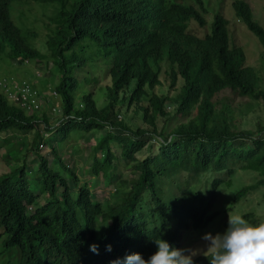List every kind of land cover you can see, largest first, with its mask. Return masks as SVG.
Returning a JSON list of instances; mask_svg holds the SVG:
<instances>
[{
    "label": "trees",
    "instance_id": "16d2710c",
    "mask_svg": "<svg viewBox=\"0 0 264 264\" xmlns=\"http://www.w3.org/2000/svg\"><path fill=\"white\" fill-rule=\"evenodd\" d=\"M12 1L31 2L33 17H19L21 9L12 19ZM228 1L264 50V28L244 0H212L211 9L207 0H0V66H7L0 83L34 94L21 106L0 88V137L9 136L0 146L13 147L7 158L15 163L0 174L3 264H109L132 252L147 258L153 239L178 248L182 231L213 228L224 214L217 211L231 212L256 191L264 199V123L240 129L234 108L252 106H233L235 98L264 105V86L230 40L221 9ZM49 62L51 76H36L32 65ZM56 108L60 117L51 122ZM103 131L80 173L65 162L67 140ZM151 141L157 153L141 160ZM235 170L254 181L229 189ZM85 177L112 186L105 201L94 199ZM222 188L229 202L206 210L204 193ZM241 217L257 222L252 212ZM193 260L208 264L205 255Z\"/></svg>",
    "mask_w": 264,
    "mask_h": 264
},
{
    "label": "rangeland",
    "instance_id": "374dc122",
    "mask_svg": "<svg viewBox=\"0 0 264 264\" xmlns=\"http://www.w3.org/2000/svg\"><path fill=\"white\" fill-rule=\"evenodd\" d=\"M208 1V7L211 9L212 0ZM227 1V0H223ZM249 7L252 10L253 18L255 21H257L263 28H264V0H244ZM229 3L228 1L227 5H223L221 7L222 13L224 17H226L229 20L230 30H229V37L231 42H234L235 45L241 46L246 54V65L252 67L258 73L260 74L262 78V85L264 86V50L263 48L258 44L256 39L245 29V27L238 22L229 10ZM27 7L34 9V6L31 2H24L19 3L15 1H12L11 3V18L13 19L16 15V13L19 10H24L25 13L20 15L21 18H32V14L29 12H26ZM41 11V8L36 4L34 13H39ZM211 14L206 15V20L209 25L211 21ZM42 51V50H41ZM7 65V64H6ZM35 75L39 78H48L50 77L49 70L51 68V63L49 62L47 65V68H43L41 63L32 65ZM7 69V66L5 68H1L0 66V73L5 71ZM4 74H7V72H4ZM18 77V76H17ZM54 78V76H53ZM55 79V78H54ZM43 84H45V80H41ZM178 86V85H177ZM170 94V93H169ZM175 93H173L174 95ZM227 94V92L223 93L222 95ZM233 106L236 107L238 104L243 108V106L250 104L252 107L248 110L247 113H245L243 110L238 112L236 108H234V116H235V124L242 130H254V125L256 122L264 123V105L262 104H253L249 102L247 99L238 100L234 99ZM57 109V110H56ZM55 112L53 113L52 121L56 122V119L60 117V109L56 108ZM178 121V120H177ZM162 121H159L158 127H161ZM103 132L95 133L93 136L91 134H88L86 137V140L84 141H76L73 138L69 139L65 143V148L59 149V144L57 143V137L52 140V134L48 133L46 134V139L54 145L55 149L62 153L66 159L65 162H69V165L71 167H75L77 172L80 173L81 168L83 169L84 166H87L88 160L87 156L89 153V146L93 145L95 142H98L102 136H104ZM6 138H9V136L2 135L0 137V141L4 140ZM18 139V138H17ZM10 141L13 142L14 146L17 147L15 144V139L10 138ZM30 137H28V141H30ZM89 140L88 144L86 141ZM158 143L155 141H151L149 143V146L145 147L141 153L138 155V158L141 160L144 159L147 156H151L155 153H157L158 150ZM11 148H7L5 145L0 146V174L2 172H5L7 169H12L15 165L13 163V159L11 160L7 158V154L9 151L12 150ZM19 149V147H17ZM44 147H42L43 149ZM47 158L48 160H52L53 156L50 151L47 152ZM16 154L13 155L15 157ZM7 162H10L9 165L4 164ZM10 160V161H9ZM34 156L30 152L27 154L26 161L29 164V168L32 169L35 165L33 163ZM6 165V166H5ZM122 176H125L124 178L128 177V171L122 172ZM223 180L227 181L229 177L227 175H223ZM232 185L229 189L236 190L239 186L245 185V184H251L254 181V175L247 172H239L235 170V173L232 176ZM84 180L88 181L90 190L92 194L94 195V199H96L99 202H103L108 198L109 193L113 189L112 186L104 185L102 181H96L93 182L90 177H85ZM116 180V178H114ZM199 186V187H198ZM203 185H197L196 188L198 190H202ZM172 189V187H170ZM229 189L222 188L219 189L217 193H214L213 191L204 193V201H205V208L208 211L215 212L217 209H222L226 206V204L229 202L230 198L232 196H228ZM263 190L253 192L249 195H247L242 201L238 202L234 205L231 212H224V210L217 211L220 214L218 216L219 220L216 223V227L214 228H208L204 230L201 233H197L192 230L182 231L181 232V239L179 241L178 248L188 249V250H195L196 254L193 256V258L198 257L199 255H203V252L206 250L207 242L203 240L201 237L204 233H210L215 234L218 232H222L224 228L226 227V221H227V215H244L248 212H252L254 214V217L256 218L257 222L260 220H264V199H262ZM216 220V218H215ZM214 220V221H215ZM214 223V222H213ZM1 249V245H0ZM11 252H17V250L13 249ZM8 258L12 261H16L18 259V255L14 253L7 254ZM8 259L6 256L0 257V264H3Z\"/></svg>",
    "mask_w": 264,
    "mask_h": 264
},
{
    "label": "clouds",
    "instance_id": "9594fccd",
    "mask_svg": "<svg viewBox=\"0 0 264 264\" xmlns=\"http://www.w3.org/2000/svg\"><path fill=\"white\" fill-rule=\"evenodd\" d=\"M207 242L203 252L208 264H264V220L250 222L240 215H227L226 227L215 234L204 233ZM155 250L147 257L138 252L126 253L109 264H194L195 250L171 246L162 238L153 239ZM89 250L98 252L96 243ZM111 251V245H105Z\"/></svg>",
    "mask_w": 264,
    "mask_h": 264
},
{
    "label": "built area",
    "instance_id": "2783aa9c",
    "mask_svg": "<svg viewBox=\"0 0 264 264\" xmlns=\"http://www.w3.org/2000/svg\"><path fill=\"white\" fill-rule=\"evenodd\" d=\"M12 82H6L1 81L0 88H2L5 92H7L8 99L14 100V101H20L21 106L26 105L27 103V97L33 98L34 94L28 90L27 87L22 85L19 87L18 85L11 86ZM11 86V87H10ZM35 104V102H34ZM28 108V106H26ZM36 108L37 106L34 105Z\"/></svg>",
    "mask_w": 264,
    "mask_h": 264
}]
</instances>
